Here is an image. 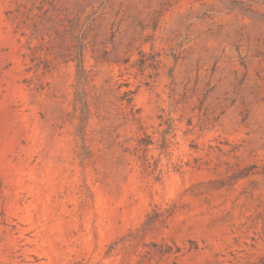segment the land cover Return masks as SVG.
Instances as JSON below:
<instances>
[{
  "label": "rangeland",
  "instance_id": "obj_1",
  "mask_svg": "<svg viewBox=\"0 0 264 264\" xmlns=\"http://www.w3.org/2000/svg\"><path fill=\"white\" fill-rule=\"evenodd\" d=\"M0 264H264V0H0Z\"/></svg>",
  "mask_w": 264,
  "mask_h": 264
}]
</instances>
